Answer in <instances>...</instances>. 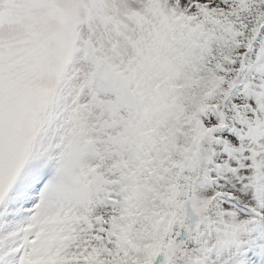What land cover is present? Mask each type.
I'll return each mask as SVG.
<instances>
[{"label":"snow or ice","instance_id":"6c2138e0","mask_svg":"<svg viewBox=\"0 0 264 264\" xmlns=\"http://www.w3.org/2000/svg\"><path fill=\"white\" fill-rule=\"evenodd\" d=\"M0 264H264V0H0Z\"/></svg>","mask_w":264,"mask_h":264}]
</instances>
